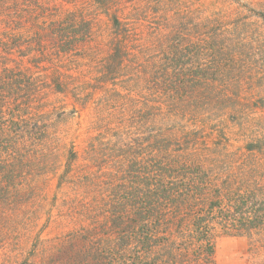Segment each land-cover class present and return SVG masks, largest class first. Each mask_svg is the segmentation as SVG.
Returning a JSON list of instances; mask_svg holds the SVG:
<instances>
[{"label":"rangeland","instance_id":"obj_1","mask_svg":"<svg viewBox=\"0 0 264 264\" xmlns=\"http://www.w3.org/2000/svg\"><path fill=\"white\" fill-rule=\"evenodd\" d=\"M161 161L264 212V0H0V264H105ZM221 231L214 264H264Z\"/></svg>","mask_w":264,"mask_h":264},{"label":"trees","instance_id":"obj_2","mask_svg":"<svg viewBox=\"0 0 264 264\" xmlns=\"http://www.w3.org/2000/svg\"><path fill=\"white\" fill-rule=\"evenodd\" d=\"M185 53L186 49L174 46V55L167 59L164 74L172 73L168 65L176 70ZM204 67L198 63L185 79L179 72L176 91L200 92L209 79ZM159 167L160 178L146 186L142 199L132 197L130 205L134 206V212L127 237L133 240V245L124 244V237L109 239L105 248L97 250L105 264H116L118 259L127 260L124 264H214L217 230L242 235L264 227V212L257 206L258 201L252 202L246 194L221 197L223 192L217 190L214 196H207L212 188L209 175L198 166L161 161ZM120 204L118 201L114 205ZM124 218V213L116 211L113 223H121Z\"/></svg>","mask_w":264,"mask_h":264}]
</instances>
